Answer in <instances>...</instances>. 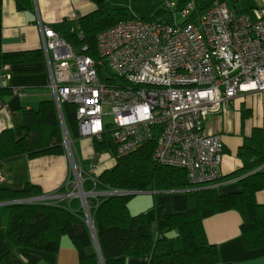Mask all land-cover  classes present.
<instances>
[{"label":"built area","instance_id":"obj_1","mask_svg":"<svg viewBox=\"0 0 264 264\" xmlns=\"http://www.w3.org/2000/svg\"><path fill=\"white\" fill-rule=\"evenodd\" d=\"M176 5L164 4L169 22L126 19L102 30L95 57L39 21L41 51L53 100L58 110L64 101L75 105L80 137L100 140L109 131L118 156L154 139V161L184 168L192 184L214 185L221 179L223 143L219 134H205L203 123L238 95L264 91V20L261 11L253 19L226 0ZM0 72L8 76L6 66ZM63 145L71 160L67 130ZM82 182H73L75 196Z\"/></svg>","mask_w":264,"mask_h":264},{"label":"trees","instance_id":"obj_2","mask_svg":"<svg viewBox=\"0 0 264 264\" xmlns=\"http://www.w3.org/2000/svg\"><path fill=\"white\" fill-rule=\"evenodd\" d=\"M92 1L95 9L78 17L76 32L62 36L78 51L85 45V53L93 57L97 51L96 36L102 30L126 19L166 21L165 17L171 13L161 8L150 16L136 17L125 7L112 6L106 0ZM186 1L176 0L174 10ZM28 55L0 49V68L27 60ZM61 110L69 137H78L75 105L64 101ZM93 144L95 152H113L114 164L86 177L82 182L84 191L183 190L184 210L175 212L155 201L148 209L132 214L128 207L132 194L91 196L89 213L98 252L78 198L71 199L67 206L46 202L9 203L4 206L5 236L11 249L0 256V264L33 263L38 251L56 252L64 235L77 252L78 264H125L128 257L145 259L147 264H221L217 246L206 237L203 220L228 210L238 212L241 217L240 232L245 246L264 247V203L256 200V193L264 189L263 136L259 128L252 131L239 150L243 167L231 174L237 177L239 189L227 194L219 193L213 185L192 184L184 168L154 161V139L119 156L109 131L103 132L100 140L93 138ZM64 151L62 129L52 100L41 101L35 110H26L20 129L0 132V162L23 155ZM247 157L253 158L252 161H247ZM38 195L39 188L31 183L21 189L0 188L2 201Z\"/></svg>","mask_w":264,"mask_h":264},{"label":"crops","instance_id":"obj_3","mask_svg":"<svg viewBox=\"0 0 264 264\" xmlns=\"http://www.w3.org/2000/svg\"><path fill=\"white\" fill-rule=\"evenodd\" d=\"M106 1L115 7H125L136 17H143L164 8L167 0ZM226 1L230 8L246 12L253 19L256 18L257 11H261L264 20V0ZM148 5L154 12L141 14L142 7L147 8ZM95 7L92 0H0L1 51L29 54L27 60L3 65L6 66L7 77H2L0 72V132L4 129H20L23 113L37 109L41 101L54 102L50 74L41 51L38 22L50 26L60 35H67L76 32L78 17L91 12ZM54 105L60 121L55 102ZM256 128L260 129L263 136L264 151V91L238 95L221 112L206 117L203 123L204 133L219 134L223 143L221 179L213 185L219 193H233L239 189L237 177L231 174L243 167L244 159L239 150ZM65 130L67 129H62V134ZM72 141L74 152L71 160L64 148L65 151L60 154L23 155L0 162V188L21 189L26 183H31L40 190V195L34 196L37 202L42 197H49V203L67 206L71 199L78 198L83 207L81 198L75 196L78 188L72 185L73 182L78 177L84 181L94 171L111 167L114 160L110 162L108 153L94 151L93 138L78 135ZM252 159L246 158L247 161ZM142 193L152 194L158 205L168 206L175 212L184 210L183 190ZM256 200L264 203V189L256 193ZM6 202L8 201L0 200V256L11 249L5 236L7 213L4 206L9 204ZM240 223L241 217L234 210L220 212L203 220L206 237L217 246L220 263L264 264V247L248 249L241 236ZM36 254L37 260L30 264H78L77 252L66 235L61 237L56 252L38 251ZM125 264H147V261L128 257Z\"/></svg>","mask_w":264,"mask_h":264},{"label":"rangeland","instance_id":"obj_4","mask_svg":"<svg viewBox=\"0 0 264 264\" xmlns=\"http://www.w3.org/2000/svg\"><path fill=\"white\" fill-rule=\"evenodd\" d=\"M166 11L168 12V10H166ZM140 12H143L141 14H151V12L153 13L154 11L149 9V5H148L147 8L142 7V10H140ZM170 18H171V15L168 14L165 17V20L168 21ZM103 120L105 122H110L111 117L109 115H105ZM112 153L113 152H109L108 156H107L110 159V162H111V160H114V156ZM83 192H87V193L85 194ZM91 196H96V194L89 193V191H84V190L82 191V193L80 192V195H79V197L83 201V208H84V211L86 214L87 224H90L89 201H88L89 199L88 198ZM83 198H84V200H83ZM154 203H155V197L152 194L141 192V193H137V194H132L130 196L129 201H128V207H129L130 212L132 214H135V213H138V212H141V211L148 209Z\"/></svg>","mask_w":264,"mask_h":264},{"label":"water","instance_id":"obj_5","mask_svg":"<svg viewBox=\"0 0 264 264\" xmlns=\"http://www.w3.org/2000/svg\"><path fill=\"white\" fill-rule=\"evenodd\" d=\"M59 115H60L61 127H62V129H65L66 126L64 124V120H63V115H62L61 109H59ZM80 191H83V189H81ZM141 192H143V191H135V190H111L108 195H127V194H137V193H141ZM83 193L86 194L87 192H83ZM83 200H84V198H83ZM17 202L18 203H22V200L8 201L6 203H17ZM88 228H89V230L91 232V235L93 237L94 246H95L96 250L99 252V246H98V243H97L96 234H95V231H94V226H93V222H92L91 217H90V224H88Z\"/></svg>","mask_w":264,"mask_h":264}]
</instances>
